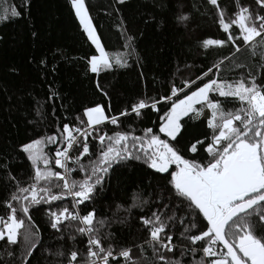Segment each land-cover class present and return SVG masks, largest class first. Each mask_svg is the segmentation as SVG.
Segmentation results:
<instances>
[{"label":"snow or ice","instance_id":"obj_1","mask_svg":"<svg viewBox=\"0 0 264 264\" xmlns=\"http://www.w3.org/2000/svg\"><path fill=\"white\" fill-rule=\"evenodd\" d=\"M232 2L235 9L228 16L229 7H221L220 0H206L215 9L225 36L200 42L205 50L228 48L229 55L217 60L195 80H184L180 86L172 83L168 94L132 104L130 112L138 117L149 108L159 113L158 105L163 104L167 110L159 115L158 130L148 127L141 135L131 131L109 135L102 131V126L106 122L119 126V118L127 117L129 110L108 115L105 107L96 103L84 109L76 118L77 124L63 123L51 135L20 144L19 151L32 169L26 186L12 174L8 158H0V170L7 173V181L14 186L4 201L8 214L0 217V241L16 245L20 242V230H24L27 247L21 264H31L28 258L34 256L33 250L43 246L40 230L32 224L30 215L37 205L48 206L50 228L59 234H54V238L64 242V250L54 253L63 258L61 264H79L82 252L67 246L68 241L75 243L77 236L86 237V241H80L87 253L84 264H121L119 258H123L124 264H136L133 248L141 252L143 248L132 245L116 250L109 242L112 234L102 231L112 221L97 220L96 210L89 209L86 203L94 199L98 186H103L115 167L132 161L142 162L166 177L154 202L157 210L150 216H139L148 233L143 243L152 249L153 264H185L179 257L189 256L192 259L187 264H264V0H252L251 4L242 0ZM124 3L125 0H116V4ZM70 5L95 48V54L87 57L86 67L91 73L99 75L128 67V57L133 54L139 58L136 35L124 37V47L130 51L110 55L85 0H70ZM29 6L30 0H24L20 8H12L11 16L0 15V23L23 17ZM189 18L186 12L174 17L178 24ZM153 19L149 16V20ZM119 26L128 33L123 18ZM237 69L238 77L234 75ZM96 86L100 89L98 83ZM103 94L107 96L106 92ZM229 101L237 102L239 107L225 111L224 103ZM205 110L210 114L200 120ZM189 121H200L206 130L181 144ZM49 146L54 152L48 150ZM74 173L83 176L74 179ZM68 197L72 201L70 207L54 209L55 202L63 203ZM136 199L133 197L134 202ZM148 203L145 200L133 206L143 208ZM166 210H171L172 215Z\"/></svg>","mask_w":264,"mask_h":264},{"label":"trees","instance_id":"obj_2","mask_svg":"<svg viewBox=\"0 0 264 264\" xmlns=\"http://www.w3.org/2000/svg\"><path fill=\"white\" fill-rule=\"evenodd\" d=\"M220 2L221 7H229L227 15L231 16L235 9L232 0ZM85 3L110 55L130 51L124 47L125 35L138 37L139 58L135 54L128 57V67L99 75L87 69V57L95 54V48L79 26L70 0H30L23 17L0 23V158H8L11 172L22 186L29 183L32 169L19 151L21 143L51 135L63 123L77 124L76 118L84 109L96 103L104 106L108 115L129 110L127 117L119 118V126L107 122L102 126V131L109 135L116 131L141 135L148 127L156 131L159 115L167 108L161 104L158 105L159 113L149 108L142 110L138 117L130 112L132 104L139 99L150 102L151 98L168 94L172 83L180 86L184 80H195L217 60L229 55L228 48L205 50L200 46L204 38L225 36L217 23L215 9L206 4V0H125L123 5L116 4V0H85ZM242 3L251 4L252 0H242ZM23 4L24 0H0V15L11 16L12 8H20ZM181 12L190 14L184 24H178L174 19ZM149 16L154 19L149 20ZM121 18L128 33L119 26ZM239 74L237 69L234 75L238 77ZM97 83L103 92L97 88ZM105 92L107 96L103 94ZM50 96L54 98L50 100ZM235 107H239L235 101L224 103L225 111ZM205 130L200 121H189L181 144ZM48 150L54 152L52 146ZM83 162L87 163V160ZM82 176L83 173L73 174L74 179ZM6 177L7 173L0 170V217L7 216L4 201L9 192L14 191ZM165 183L164 175L155 173L142 162L132 161L115 167L103 186H98L94 199L86 202L89 209L96 210L97 220L107 218L112 221L111 226L102 231L112 234L109 242L116 250L132 245L143 248V252L133 248L132 258L136 264H153L155 259L152 249L143 243L148 233L140 224L139 216H150L157 210L154 202ZM133 197H137L135 202ZM145 200L149 203L143 208L133 206ZM164 202L167 203V199ZM71 203V197H68L63 203L55 202L53 207H70ZM47 208V205H37L30 210L32 224L39 228L38 235L43 241V246L38 245V249L33 250L34 256L28 258L31 264H61L63 260L54 255L64 242L54 238V234H59L50 228ZM166 211L172 215L171 210ZM25 226H28L27 220ZM180 230L177 229V236ZM23 231L20 230V242L16 245L8 246L0 241V264H21L27 247ZM67 235L65 233V238ZM81 240L86 241V237L77 236L76 242L68 241L67 246L82 252L78 261L84 264L87 253ZM8 252L13 255L9 256ZM179 258L185 264L192 259L190 256ZM119 259L124 264L123 258Z\"/></svg>","mask_w":264,"mask_h":264},{"label":"rangeland","instance_id":"obj_3","mask_svg":"<svg viewBox=\"0 0 264 264\" xmlns=\"http://www.w3.org/2000/svg\"><path fill=\"white\" fill-rule=\"evenodd\" d=\"M206 82V81H205ZM199 81H197V85H199ZM188 90L187 89H185V92H187ZM210 113L207 111V110H205V113H204V115L202 116V117H205V118H207V116L209 115ZM94 144L96 143V142H93ZM74 155H76V154H78V153H73Z\"/></svg>","mask_w":264,"mask_h":264}]
</instances>
